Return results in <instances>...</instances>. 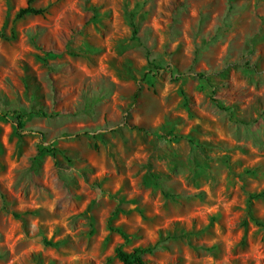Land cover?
I'll list each match as a JSON object with an SVG mask.
<instances>
[{
	"label": "rangeland",
	"instance_id": "374dc122",
	"mask_svg": "<svg viewBox=\"0 0 264 264\" xmlns=\"http://www.w3.org/2000/svg\"><path fill=\"white\" fill-rule=\"evenodd\" d=\"M26 3L0 0V114L28 115L20 133L0 116V264H121V245L152 247L149 264H264V15L36 0L17 19Z\"/></svg>",
	"mask_w": 264,
	"mask_h": 264
},
{
	"label": "trees",
	"instance_id": "16d2710c",
	"mask_svg": "<svg viewBox=\"0 0 264 264\" xmlns=\"http://www.w3.org/2000/svg\"><path fill=\"white\" fill-rule=\"evenodd\" d=\"M36 0H27V3H26V6L22 9H20L16 15V18L17 19H22L26 16H38V15H42L44 13V10L42 9H36L34 6H33V3L35 2ZM234 0H228V3L230 4V8H229V12L231 13L232 11V3H233ZM229 13V14H230ZM227 24H225L224 26H226ZM133 27V38L134 39H137V29L135 27V25H132ZM2 36V35H0ZM148 65H151L150 63H148ZM153 70H154V76H158L160 74V72L164 71V68H159V67H153ZM147 75L149 74H153L152 73V70H148ZM197 77L201 80H206V76L203 75V74H198ZM141 92V87H138L137 90L135 91V94H134V100L136 101L139 97V94ZM185 96V95H184ZM11 116L13 118L16 119V130L18 133L20 132H23L24 130V121L25 119L27 118L28 115L26 114H23L19 111H13V112H10V113H5V114H0V116H3V119L8 117V116ZM36 115H42V116H46L43 112H40V113H37ZM5 120V119H4ZM55 151L54 150H50L48 148H41L39 149L38 151V155H42L44 153H49V154H52L53 158L56 159V154L54 153ZM56 163V162H55ZM261 195H258V196H255V197H249L250 199H256V198H259ZM4 198V197H3ZM14 218L22 221L21 217L19 215H13ZM258 224V223H257ZM259 226H262V225H259ZM108 229L111 233H117L125 242V244H128L131 239L130 237L120 228H115L113 226L110 225L109 223V226H108ZM153 252V248L152 247H147V248H143V247H136V248H133L131 249L130 251H125L123 250V246H119L117 249H116V252H115V256L116 258L118 259V261L121 263V264H149L145 259H144V256L146 254H151Z\"/></svg>",
	"mask_w": 264,
	"mask_h": 264
},
{
	"label": "crops",
	"instance_id": "0c3cea01",
	"mask_svg": "<svg viewBox=\"0 0 264 264\" xmlns=\"http://www.w3.org/2000/svg\"><path fill=\"white\" fill-rule=\"evenodd\" d=\"M236 1L240 5V7H243V6L245 7L246 11L243 12V14L254 15V13H257L259 16L264 15V0H236ZM236 13H234L233 15H235V16L238 15ZM235 16H233V17H235ZM235 22L238 23V20ZM236 23H235V25H236ZM233 26H234V22H233ZM236 28H237V26L236 27L234 26L233 29H232L231 25L227 26V30L229 33H233L236 30Z\"/></svg>",
	"mask_w": 264,
	"mask_h": 264
}]
</instances>
